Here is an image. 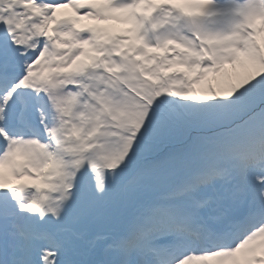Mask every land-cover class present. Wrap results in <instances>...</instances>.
<instances>
[{
  "label": "snow or ice",
  "instance_id": "1",
  "mask_svg": "<svg viewBox=\"0 0 264 264\" xmlns=\"http://www.w3.org/2000/svg\"><path fill=\"white\" fill-rule=\"evenodd\" d=\"M0 264H264V0H0Z\"/></svg>",
  "mask_w": 264,
  "mask_h": 264
}]
</instances>
